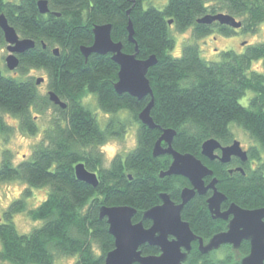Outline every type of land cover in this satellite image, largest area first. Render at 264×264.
<instances>
[{"label": "trees", "instance_id": "obj_1", "mask_svg": "<svg viewBox=\"0 0 264 264\" xmlns=\"http://www.w3.org/2000/svg\"><path fill=\"white\" fill-rule=\"evenodd\" d=\"M48 1L50 10L43 14L38 0H0V14H6L19 35L34 39L36 45L19 54L20 73L16 76L0 67V135L12 132L4 113L16 117L21 129L34 135L41 131L40 114L51 107L55 112L51 123L42 129L43 137L31 157L15 165L12 152L4 150L0 180H23L29 186L26 195L33 187L50 189L37 207L30 208L20 198L3 212L1 264H56L60 257L68 256H77L75 264H103L115 247L109 223L101 218L103 206L132 205L138 211L133 220L139 222L146 210L162 204V192L182 202V189L191 186L189 179L160 176L169 168L172 156L153 155L164 129L176 131V150L197 155L213 170L218 179L216 186L228 196L221 206L223 210L232 202L246 209L264 207V72L252 67L254 61L264 63V41L247 44L240 52L223 50L219 61L206 60L199 44L189 41L181 56L170 53L176 43L174 28H192L195 39L215 32L227 36L239 30L257 32L264 22V0H167L163 7L145 6L148 0ZM217 12L230 13L242 21V26L235 29L218 21L199 22L206 14ZM130 20L138 44L137 57L145 60L157 56L158 62L148 70L155 103L150 114L157 128L144 125L138 115L151 96L138 99L126 92L117 93L119 65L111 54L91 53L86 59L81 51L82 45L93 43L95 25L112 23L113 39L123 42L124 51L136 52V43L129 40ZM5 43L0 28V44ZM55 48H59V55L54 53ZM31 69L45 71L49 91H55L66 102V108L56 105L49 92L40 94L34 77L23 76ZM249 91L253 95L244 104L242 97ZM90 95L109 115L104 127L84 103ZM134 121L136 146L118 152L105 167L100 146L111 138H123ZM233 122L248 131L254 142L247 148L249 160L243 163L234 157L223 164L202 154L203 142L212 137L224 145L233 143ZM250 160L257 161L256 166ZM80 162L98 173L97 187L78 179L75 166ZM214 176L207 177L206 182ZM211 193L196 194L182 212V219L205 241L227 230L229 222L213 218L208 206ZM23 211L32 220H41V226L21 233L13 219ZM144 222L147 227L151 225V221ZM198 246V242L193 244L185 264H241L251 251L249 241L238 249L227 244L206 254ZM141 251L147 255L161 253L157 246L148 244Z\"/></svg>", "mask_w": 264, "mask_h": 264}, {"label": "water", "instance_id": "obj_2", "mask_svg": "<svg viewBox=\"0 0 264 264\" xmlns=\"http://www.w3.org/2000/svg\"><path fill=\"white\" fill-rule=\"evenodd\" d=\"M38 7L40 12L47 14L50 10L49 1L38 0ZM57 14L59 15L58 12ZM217 21L224 25H231L235 29L242 26L241 20L224 12L208 13L199 19V22L206 24ZM171 23L172 21H170ZM0 28L5 35L9 51L6 55V66L10 70H17L20 64L19 54L33 49L36 46L35 41L32 38H24L19 35L16 28L9 23L6 14L3 13L0 14ZM111 30L112 23L95 25L93 43L89 46L82 45L81 51L86 59L91 53L111 54L112 60L119 65L118 80L115 82L117 93L126 92L138 99L151 96L147 107L138 115L144 125L157 128V124L150 114L155 103L153 88L148 78V70L158 62L157 56L156 54L151 55L145 60L137 57L138 44L134 39L135 30L131 20L128 25L129 40L136 43V52L124 51L123 42L115 41ZM54 53L59 55V48H55ZM43 81L44 77H39L37 84L39 85ZM48 95L56 105L66 108V102L55 91L50 90ZM175 136L176 131L173 128L164 129L154 145L153 155L157 157L162 154L172 156L169 168L161 171L160 176H184L189 179L191 186L182 189V202L180 203H176L169 193L162 192L160 195L162 204L146 210L139 222L133 220L138 211L132 205L103 206L100 210L101 218L107 219L109 233L114 236L115 244L103 264H185L196 240L199 242V250L204 254L217 251L227 244L238 249L244 241H249L251 251L242 258L241 264H264V207L246 209L232 202L228 209L223 210L221 206L228 196L216 186L218 179L213 175V170L197 155L176 150L173 145ZM202 154L212 161L219 159L223 164L230 163L234 157L239 158L243 163L249 160V152L243 148L242 142L238 139H234L230 145H224L212 137L203 142ZM236 169L244 172L243 167ZM75 171L79 180L87 182L93 187H97L100 183L98 173L89 170L82 162L76 164ZM213 176L214 178L207 183L206 178ZM210 190L212 193L208 198V206L213 218H221L229 220V222L227 230L217 232L208 241H205L191 229L188 221L182 219V212L184 205L191 201L196 194L204 195ZM144 220L151 221L152 224L147 227ZM145 244L157 246L161 253L153 255L142 253L141 247Z\"/></svg>", "mask_w": 264, "mask_h": 264}, {"label": "rangeland", "instance_id": "obj_3", "mask_svg": "<svg viewBox=\"0 0 264 264\" xmlns=\"http://www.w3.org/2000/svg\"><path fill=\"white\" fill-rule=\"evenodd\" d=\"M14 1V0H11ZM167 0H148L145 2V6L156 5L158 7H163ZM239 20V19H238ZM173 37L176 40L174 48L170 53L176 57L183 54V46L186 41L198 43L199 48H201V55L206 60L210 61H219L221 58V52L223 50L232 48L236 51H244L247 44L250 43H261L264 41V22L260 23L259 29L257 32H243L241 30L236 34H231L229 36L224 35L220 32H215L210 35H207L204 38L195 39L193 37L192 28L186 29V31H179L176 28L172 30ZM7 42L5 44H0V67L7 69V72L11 75H17L20 73L18 70H10L6 66V55L9 53L7 49ZM254 69L264 72V63L263 61H254ZM24 77H34L38 79L39 77H44V81L41 82L38 87L40 94L45 95L49 92L47 87L48 76L45 71L42 69H31L23 75ZM253 95L251 91L242 97V102L248 104L249 98ZM84 103L89 106L99 119V122L102 127L105 126V123L108 120L109 115L106 112H103L100 107L97 105V100L95 96L90 95L84 98ZM36 114V111L34 112ZM55 116L54 108L46 109L44 113H41L39 116V124L41 131L37 134L30 135L26 131L22 130L20 127V120L11 114L4 113V121L8 125H11L12 132L9 136L0 135V166L4 159V150H9L12 152V161L15 165L21 163V160L29 158L33 154V149L36 144L41 142L43 137V128L51 123V120ZM233 125V126H232ZM231 128L235 132V138L242 142L243 148H247L254 144L253 140L250 138L248 131L244 128L233 122ZM237 125V126H235ZM126 134L123 138H111L106 141V143L100 146L101 151L103 152V165L105 167L109 166L113 157L117 155L118 152H127L133 149L137 143V125L134 123L131 124ZM239 126V127H238ZM264 158V154H263ZM28 184L23 180L11 179V180H0V217L3 216V212L9 208V205L12 201L20 198L26 200V204L30 208H34L40 205V203L47 197L49 186L44 187H33L32 192L26 195L28 190ZM14 222L16 227L21 233L29 232L35 227L41 226L43 223L41 220H32L26 211L21 213H16L14 215ZM77 256H68L60 257L56 264H75ZM1 264V263H0Z\"/></svg>", "mask_w": 264, "mask_h": 264}, {"label": "flooded vegetation", "instance_id": "obj_4", "mask_svg": "<svg viewBox=\"0 0 264 264\" xmlns=\"http://www.w3.org/2000/svg\"><path fill=\"white\" fill-rule=\"evenodd\" d=\"M218 153H219V151H218ZM239 159V158H238ZM240 160V159H239ZM241 161V160H240ZM250 163H251V165L254 167V166H256V164H257V161H255V160H250L249 161ZM177 203V202H176ZM223 209V208H222ZM229 221V220H228ZM152 224V223H151ZM204 240V239H203ZM207 241V240H206ZM195 242H198V240H196ZM194 242V243H195ZM193 243V244H194ZM198 245H199V242H198ZM192 247H193V245H192Z\"/></svg>", "mask_w": 264, "mask_h": 264}]
</instances>
